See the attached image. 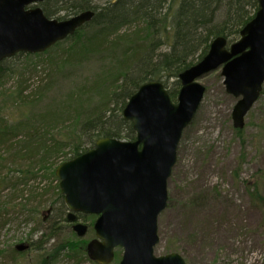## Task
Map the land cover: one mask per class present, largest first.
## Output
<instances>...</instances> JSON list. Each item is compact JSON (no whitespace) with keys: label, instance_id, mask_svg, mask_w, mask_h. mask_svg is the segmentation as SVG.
<instances>
[{"label":"trees","instance_id":"16d2710c","mask_svg":"<svg viewBox=\"0 0 264 264\" xmlns=\"http://www.w3.org/2000/svg\"><path fill=\"white\" fill-rule=\"evenodd\" d=\"M40 5L50 18L65 19L88 9L96 15L74 35L45 52L19 53L0 62V91L17 72L21 56L46 57L50 80L52 74L72 77L68 91L57 99L52 98V80L39 81L40 85L31 88L18 77V84L8 95L0 93V224L3 212L24 195L30 182L35 198H43L48 184L42 179L59 181L57 167L95 147L98 139H135L133 123L124 118L123 109L140 86L160 80L167 87L166 83L175 78L174 88L168 91L176 101L181 87L179 74L199 62L216 37H225L228 44L239 39L241 30L259 9L258 0H45ZM91 61L96 62L97 70L89 80L74 82L76 70ZM5 96L16 102L20 110L16 117L3 113ZM260 97L264 98V88ZM236 133L244 141L243 129ZM262 180L264 172L247 186L257 204L264 207ZM53 189V202L58 200L65 211L68 207L58 182ZM51 203L49 213L53 210ZM19 204V211L31 218L39 215L45 205L38 202L28 208L30 203ZM80 218L93 221L96 216ZM261 226L264 229V215ZM89 227L92 232L93 226ZM52 228L54 237L56 225ZM86 243L87 239L71 238L54 247V252L65 248L75 264H98L89 258ZM120 259L117 251L110 264H118ZM41 264H48V259Z\"/></svg>","mask_w":264,"mask_h":264},{"label":"water","instance_id":"95a60500","mask_svg":"<svg viewBox=\"0 0 264 264\" xmlns=\"http://www.w3.org/2000/svg\"><path fill=\"white\" fill-rule=\"evenodd\" d=\"M44 1L0 0V62L18 53L44 52L96 15L88 9L65 19L50 18L39 6ZM258 2L238 40L228 47L225 37H216L208 53L179 74L177 102L159 80L144 83L131 96L123 116L132 121L136 139L100 138L94 148L57 167L68 221L77 222L78 213L98 215L96 237L87 245L92 260L109 264L121 247L119 264H187L177 252L155 254L159 216L169 201L168 180L184 130L206 92L199 79L222 67L226 91L239 98L232 111L234 127H245L264 87V0ZM73 230L85 237L89 227L77 222ZM27 247L17 246L20 251Z\"/></svg>","mask_w":264,"mask_h":264},{"label":"rangeland","instance_id":"374dc122","mask_svg":"<svg viewBox=\"0 0 264 264\" xmlns=\"http://www.w3.org/2000/svg\"><path fill=\"white\" fill-rule=\"evenodd\" d=\"M44 58L19 57L17 72L3 83L0 93L8 95L20 77L31 88L39 81L52 80V98L64 95L72 84V77L64 73L52 74L50 80L49 64ZM96 70V62L86 63L76 70L73 81L89 80ZM199 80L207 90L179 144L177 162L168 180V206L159 216L160 242L155 254L164 255L172 249L181 254L187 264H264V229L261 226L264 207L257 204L247 186L248 183L253 185L259 180L260 172H264V98L260 97L246 116L243 141L232 119L238 98L226 91L221 68ZM174 81L175 78H171L166 83L170 91L175 86ZM6 97L2 98L7 104L3 113L16 117L20 110L14 100ZM57 182L52 177L46 181L42 179L43 184H48V192L39 200L30 182L24 195L3 212L0 264H41L45 258L48 264H75L67 249L54 252L59 244L80 238L72 224L64 220L68 209L63 211L58 200L53 202V187ZM260 190L264 195V180L260 182ZM6 194L7 191L2 194L3 200ZM20 201L30 203L28 208L38 202L45 205L39 215L31 218L27 212L19 211ZM50 202L53 210L45 219ZM80 219L88 226H93L95 221ZM53 225H56L54 237ZM93 232L94 229L84 238L87 239L86 250L95 235ZM25 243L30 245L28 250H16ZM117 251L121 258L123 249Z\"/></svg>","mask_w":264,"mask_h":264},{"label":"flooded vegetation","instance_id":"af4514ba","mask_svg":"<svg viewBox=\"0 0 264 264\" xmlns=\"http://www.w3.org/2000/svg\"><path fill=\"white\" fill-rule=\"evenodd\" d=\"M81 215V214H80Z\"/></svg>","mask_w":264,"mask_h":264}]
</instances>
